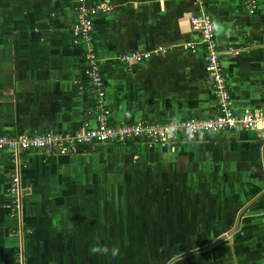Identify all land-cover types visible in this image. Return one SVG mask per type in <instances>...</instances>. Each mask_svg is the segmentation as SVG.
<instances>
[{"label":"crops","instance_id":"obj_1","mask_svg":"<svg viewBox=\"0 0 264 264\" xmlns=\"http://www.w3.org/2000/svg\"><path fill=\"white\" fill-rule=\"evenodd\" d=\"M86 1L108 7L93 18L92 45L112 123L213 114L203 49L182 47L196 39L188 15L199 10L214 24L232 109L264 115V0H256L253 14L240 0H206L202 7L189 0ZM73 5L0 0V133L93 125L92 96L79 91L89 87L84 47L69 35ZM131 52L151 55L121 58ZM14 165L20 198L10 214L6 188ZM138 193L158 211L172 208L167 224L199 228L198 242L215 243L216 264H264V126L170 144H92L66 154L0 151V264H75L79 221L86 226L99 210L104 220L107 207L117 199L122 206L127 196L135 211Z\"/></svg>","mask_w":264,"mask_h":264},{"label":"built area","instance_id":"obj_2","mask_svg":"<svg viewBox=\"0 0 264 264\" xmlns=\"http://www.w3.org/2000/svg\"><path fill=\"white\" fill-rule=\"evenodd\" d=\"M197 7H202L206 0H189ZM249 14L256 10V0H240ZM74 18L69 27L71 43L84 47L81 68L89 87L80 88V92L92 96L90 109L93 125L87 122L70 132L44 130L31 134L10 135L0 133V151L22 153L42 151L49 154H66L92 144H125L142 141L149 144H170L179 139L192 138L201 133L222 130H252L264 126V115L244 110L236 113L231 107L229 88L223 73L219 50L214 39V24L209 15L202 11L188 15V24L195 33L194 41L182 44L184 50L194 53L201 47L204 53V83L215 101L213 114L204 117L183 118L165 122L141 120L134 123L120 122L114 124L109 119L110 108L104 101L103 79L98 69L99 59L92 45L93 18L108 10L102 3L88 4L86 0H74ZM158 51H162L158 48ZM229 52V50H227ZM151 52H131L122 59L141 61L150 57ZM16 165L8 172L6 197L9 201L10 214L17 213L20 198L19 171ZM23 166V165H22ZM20 167V165H18Z\"/></svg>","mask_w":264,"mask_h":264},{"label":"rangeland","instance_id":"obj_3","mask_svg":"<svg viewBox=\"0 0 264 264\" xmlns=\"http://www.w3.org/2000/svg\"><path fill=\"white\" fill-rule=\"evenodd\" d=\"M134 197L137 202L135 211L133 205V208L128 205L127 196L126 202L124 198L126 205L123 203L122 206L131 210L126 211L117 199L107 207L109 211H106L104 220L102 210H99L86 226H81L85 223L79 221L72 243L75 264H216L215 243L192 240L186 243L187 238L196 233V228L163 224L171 218V207L161 206L158 211L154 209L155 205H148H152L150 196L138 193ZM126 212L128 215L124 219ZM158 216L163 221L161 225H157ZM185 243L189 247H185ZM95 247L107 248L108 251L94 253L92 249ZM177 247L182 252H178ZM113 248L119 250L115 257L111 255Z\"/></svg>","mask_w":264,"mask_h":264},{"label":"flooded vegetation","instance_id":"obj_4","mask_svg":"<svg viewBox=\"0 0 264 264\" xmlns=\"http://www.w3.org/2000/svg\"><path fill=\"white\" fill-rule=\"evenodd\" d=\"M165 224H167V223H165ZM169 224H167V226H168ZM170 226V225H169ZM183 227H187V226H183ZM190 227V226H189ZM194 228V227H193ZM197 229V231H198V229L199 228H196ZM205 234V233H204ZM199 236H200V234H198V232H196L195 234H193L191 237H189V238H187V240H186V243H188V241H190V240H192L193 242L195 241V242H198V239H199ZM202 237V236H201ZM192 238V239H191ZM185 243V247L186 246H188V244H186ZM189 247V246H188ZM187 247V248H188ZM176 250L178 251V252H182V251H180L179 250V248L177 247L176 248Z\"/></svg>","mask_w":264,"mask_h":264},{"label":"clouds","instance_id":"obj_5","mask_svg":"<svg viewBox=\"0 0 264 264\" xmlns=\"http://www.w3.org/2000/svg\"><path fill=\"white\" fill-rule=\"evenodd\" d=\"M101 251L107 252L108 249L107 248L101 249L100 247H95V248L92 249V252H94V253H99ZM118 251H119L118 249L113 248L111 250V255L113 257L117 256L118 255Z\"/></svg>","mask_w":264,"mask_h":264}]
</instances>
